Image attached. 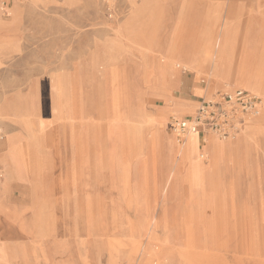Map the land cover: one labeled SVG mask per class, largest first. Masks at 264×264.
<instances>
[{
  "label": "rangeland",
  "instance_id": "obj_1",
  "mask_svg": "<svg viewBox=\"0 0 264 264\" xmlns=\"http://www.w3.org/2000/svg\"><path fill=\"white\" fill-rule=\"evenodd\" d=\"M5 3L0 19L19 16L20 49L0 61V97L32 100L33 134L13 148L16 173L0 165V264H264V0ZM194 53V68L163 69L156 57ZM243 68L260 89L237 80ZM235 89L260 98L262 111L241 128L262 131L215 164L203 189L193 187V162L164 189L169 159L155 158L147 137L140 156L122 142L127 119L170 104L164 92L197 108ZM177 117L156 122L176 141ZM20 130L0 117V143ZM194 134L181 161L194 157L192 142L183 150ZM202 160L212 167L210 154Z\"/></svg>",
  "mask_w": 264,
  "mask_h": 264
},
{
  "label": "crops",
  "instance_id": "obj_2",
  "mask_svg": "<svg viewBox=\"0 0 264 264\" xmlns=\"http://www.w3.org/2000/svg\"><path fill=\"white\" fill-rule=\"evenodd\" d=\"M18 17L19 16L17 15L11 14L6 20L0 19V61L4 56L15 53L20 49L19 41L17 39L18 30L17 27H15L18 25ZM13 45L17 47H13ZM145 49L146 51L150 50L148 47ZM198 56L199 53H194L192 54L194 59L180 62L179 60L174 61L170 57L163 59L159 55H156L157 60L159 63H161L159 67L163 69H171V63H175V65L182 63V66L186 65L189 68H194L197 66L194 61ZM208 57L211 59V61H213L211 56L208 55ZM212 65L215 66L214 61ZM57 83L55 85H57ZM53 84L54 83L51 85ZM57 90L60 92V95L63 93V87L59 86ZM164 96L170 104L162 107L159 110L158 116L155 114H150L146 116L143 115L145 117L143 118L142 114L136 113L133 116V121L130 119L126 120L125 129L122 136V142L127 147L131 144L133 150H137V156L143 154V149L145 146L144 142L147 137L149 141V150L151 153L153 151L154 157L158 159H169L171 170L164 181V189H167L169 183H171V181L175 180L177 177L178 167L187 168V172L189 173V171L192 170L191 162L194 163V174L192 175V177H194L193 187L197 189H203L206 179L210 177V175L216 174L214 169L215 164L225 163L226 161L223 159H226L227 156L230 158L232 153L237 154L238 152H242L243 148H245L244 151H247L248 146H250V142L254 141L255 135L262 131V128H259L258 125L247 124L241 128V131L237 137L229 136L228 139L220 140L214 134H210V136L206 134L205 137H208V139H204L202 144L201 134L196 133L190 137L192 145L195 146L194 157L191 158L190 162L181 161L177 155V151L179 147L183 145V142L177 145V141L175 140L173 134H166L163 132V130H161L165 126V123L157 124L156 122H158L157 119H161L163 122H165L167 115L172 113L177 114L178 117L191 116L195 112V104L181 101L176 105H172V98L170 97L169 91L164 92ZM55 107L56 106L54 105L53 108ZM32 108V100L26 96L16 95L12 100H9V98L4 95L0 97V117L11 122L14 121L15 123L19 124L21 129L20 131L9 135L5 142L0 143V148L4 147L7 149V151L0 153V165L6 171H8V173H16L17 167L20 165L18 155L13 150L14 146H16L19 141L21 142L24 139L30 138L33 134V121H31V118H33V114L31 115ZM21 131L25 132L26 135H22ZM209 154L214 163L213 164L211 162L212 167L205 165L202 160L204 156H208ZM123 171L125 173L124 169Z\"/></svg>",
  "mask_w": 264,
  "mask_h": 264
},
{
  "label": "built area",
  "instance_id": "obj_3",
  "mask_svg": "<svg viewBox=\"0 0 264 264\" xmlns=\"http://www.w3.org/2000/svg\"><path fill=\"white\" fill-rule=\"evenodd\" d=\"M5 0H0L4 12ZM261 100L243 89L232 92H219L216 96L202 100L189 118H173L170 129L178 142H183L188 132L197 134L211 132L225 138L235 134L245 120L257 115Z\"/></svg>",
  "mask_w": 264,
  "mask_h": 264
},
{
  "label": "bare ground",
  "instance_id": "obj_4",
  "mask_svg": "<svg viewBox=\"0 0 264 264\" xmlns=\"http://www.w3.org/2000/svg\"><path fill=\"white\" fill-rule=\"evenodd\" d=\"M222 59V58H221ZM222 61H225L226 63H224V64H226V70L224 71V74H225V76L227 77V78H233L232 77V71H233V69H232V65H231V63L228 61V59H224V57H223V60ZM241 68V67H240ZM237 72H236V74H234L235 76L237 75L238 76V81L240 82V83H242L243 85L245 84V85H247L248 87H250V88H252V89H257V88H259L260 89V87L261 86H263V84H262V79L260 78V77H258L257 75H254L253 73H251L248 69H237L236 70ZM264 107V106H263ZM262 104H260L259 105V112L260 111H262ZM258 120H262V121H264V117H259V119ZM251 122V121H250ZM250 122H248L249 124H250ZM213 134V133H212ZM209 136H210V134H208ZM214 135H216V134H214ZM217 136V135H216ZM233 136V135H232ZM219 137V136H218ZM204 139L205 140H207L208 139V137H204ZM191 139L190 138H188L186 141H185V146L183 147V150L185 149V148H187V149H189L190 150V147H191Z\"/></svg>",
  "mask_w": 264,
  "mask_h": 264
}]
</instances>
